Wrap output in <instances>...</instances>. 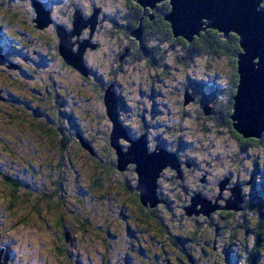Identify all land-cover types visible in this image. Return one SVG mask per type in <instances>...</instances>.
<instances>
[{
    "label": "rangeland",
    "instance_id": "1",
    "mask_svg": "<svg viewBox=\"0 0 264 264\" xmlns=\"http://www.w3.org/2000/svg\"><path fill=\"white\" fill-rule=\"evenodd\" d=\"M41 1L54 21L44 29L36 27L33 0H12V4L0 0V25L12 39L19 40L18 47L28 57H15L22 69L7 67L9 63L0 60V251L7 248L10 255L0 264H223L220 256L214 255L212 240L217 241V251H234L242 257L241 264H246L245 255L257 245L255 228L262 226L264 239V220L258 222L248 214V233L239 230L235 239L229 232L225 233L227 238L214 234L210 221L186 215V199L179 196L181 189L171 167L164 169L161 179L170 204L152 207L155 219L146 216L151 206L140 210L126 188L138 187L136 166L128 164L120 173L108 165L106 148L113 123L104 100L94 92L95 87L101 92L104 83L114 81L111 88L120 100L118 112L129 131L134 136L147 135L150 153L158 137V145L194 167L186 171L183 181L188 189L202 188L199 181L204 175V188L209 192L219 179L233 174L232 181L241 182L253 202L264 187L255 189L244 182L251 177L256 162L258 166L264 163V144L254 143L242 150L239 138L221 121L211 118L215 114L220 118L228 101L226 91L234 73L230 58L224 53L219 58L200 54L184 59L188 66L184 68L179 62V55H185L183 45L163 41L158 53L167 60L164 64L159 54L158 68L147 67L145 58L119 64L117 53L129 41L120 28L113 29L111 20L120 16L119 23L123 24L128 0ZM77 5L84 13H90L94 5L103 9L93 34L103 47L86 53L93 73L91 84L56 50L57 24L71 27ZM86 32L90 36V27L79 39L89 41ZM186 77L199 94L198 100L208 98L214 103L215 113L209 109V114L200 115L190 104L181 106L179 87ZM78 132L95 155L83 147L85 141ZM119 141L126 150L131 145L126 138ZM115 156L117 151L111 146V158ZM256 176L262 187L264 179L257 169ZM224 180L232 192L236 185L230 186L229 178ZM222 193L229 195L226 188ZM219 220L215 214L214 222L219 224ZM229 239L235 244L229 245ZM179 247L192 256L191 261ZM260 252L258 264H264V246Z\"/></svg>",
    "mask_w": 264,
    "mask_h": 264
},
{
    "label": "water",
    "instance_id": "2",
    "mask_svg": "<svg viewBox=\"0 0 264 264\" xmlns=\"http://www.w3.org/2000/svg\"><path fill=\"white\" fill-rule=\"evenodd\" d=\"M143 8L154 10L158 4L168 2L171 11L165 16L166 22L170 24L173 36L182 37L192 42L195 36L208 29L218 31L224 38L230 34L239 37L241 52L238 55L239 83L237 93L234 96L233 129L245 139H260L264 133V0H133ZM35 10V23L38 29H44L53 24L51 12L41 0H33ZM100 9H96L89 19H84L80 11L73 16V27L70 32L62 26L57 27L59 38L58 50L61 58L68 65L79 71L85 77L89 72L84 66L83 56L87 47L91 45V38L99 24ZM84 20V21H83ZM89 20V21H88ZM206 20V21H205ZM90 27L91 35L89 41H81L80 35L85 28ZM142 40L140 29L134 36ZM77 38V41L72 39ZM78 45L77 50L75 46ZM92 47V46H91ZM0 56H2L0 48ZM15 68L16 67H10ZM104 96L106 113L113 123L111 132V146L117 151L118 168L123 171L128 164L136 166L138 174L137 191L140 193L142 204L147 207H155L159 203L157 196L158 179L161 172L171 167L181 176V168L175 153L166 148H156L153 152L148 151L145 137L132 140L128 131L119 120L118 101L115 93L109 88ZM111 97V98H110ZM187 94L185 105L191 101ZM113 102V103H112ZM209 113V109H207ZM242 115L244 124L240 125L237 117ZM243 128V132H241ZM122 133L119 135V133ZM120 137L126 138L130 147L124 151L120 144ZM83 147L89 149L86 143ZM226 183L220 184L223 192ZM232 198L226 200L225 210L239 211L242 204V196L239 187L232 191ZM192 204L186 208L188 216L202 213L210 216L219 206L204 199L200 194L192 198ZM202 206L201 210L197 208ZM7 248L0 251V261L7 257ZM8 262V261H7ZM6 262V263H7Z\"/></svg>",
    "mask_w": 264,
    "mask_h": 264
},
{
    "label": "trees",
    "instance_id": "3",
    "mask_svg": "<svg viewBox=\"0 0 264 264\" xmlns=\"http://www.w3.org/2000/svg\"><path fill=\"white\" fill-rule=\"evenodd\" d=\"M7 1L9 2V4L12 2V0H7ZM0 6L2 7L1 3H0ZM32 8H33V5H32ZM75 8H77L76 11L81 12L84 19H89L94 14V11L96 10V9H94L90 13H84V10L80 9L82 7H79L77 5V6H75ZM76 11L74 10L73 13H75ZM100 11H101L100 13H102L101 8H100ZM125 11H127L128 14L124 15V17H123L124 22H122L123 24L119 23L120 18H121L120 16H119V18H118V16H115V18L112 17V20H111V22H112L111 24L113 26V29L114 28L115 29L120 28L119 31L122 32L124 34V36L126 37L127 41H129V44L125 45L124 47H120L119 52L117 53L116 61H118L119 64H123V63L126 64L127 62L134 63L135 61H138V60L145 58L148 62V64H146L147 67L149 65H151V66H155V68H158V66L156 64L158 63L157 58H158L159 54L162 56L161 60H163L164 64L167 60L163 53H160V52L158 53L159 48H161L160 46L162 45L163 41H166L168 44H170V42H172V43L183 45L185 55H182V54L179 55V59H180L179 62H180V65L184 66V68L188 67L187 64H185L183 62L184 59H186V58L188 60L189 58L198 57L197 55L200 56V54L203 55L205 53L213 54L214 57L219 58V55H222L223 53L226 54L230 58L231 64H232L233 69H234V73L232 74V77L230 80L231 87H229V91H226L227 96H228V98H227L228 101L220 113V115H221L220 118L217 117L216 114H215L216 116L211 115L212 117L211 116L210 117L216 119V121L217 120L221 121L226 127H228L232 131L233 134H235L239 138L238 140L240 142V148L242 150H246L248 147L252 146L251 144H254V143L255 144H264V133L260 139H256V138L245 139L244 137H243V139H241V135H239L233 129V121L231 119V116L233 115V104H234L233 98H234V95L236 94V87L239 83V75L237 72V68H238L237 62H238V55L241 52V48H240V44H239V37L237 35L230 34L228 38H224L223 35L221 33H219L218 31L208 29L205 32H201L200 36H195L193 38L192 42H189L182 37L175 38L173 36L170 24L168 22H166V20H165V16L171 11V8H170V5L168 2L161 3V4L157 5L154 10H152L149 8L145 9V8L141 7L139 4H137L133 0H128ZM35 15H36V13H34V16ZM51 18L53 19L52 13H51ZM57 25L64 27L63 25H60V24H57ZM72 27H73V17H72L71 27H69V28L64 27V28L67 29L68 32H70L72 30ZM5 29L6 28L4 26L0 25V47H2V52H3L2 56H6L8 63H9L8 64L9 66L11 65V66L17 67L18 69H22L21 65L17 64L15 62V57L18 59H21L20 56H25L24 53H22V51H21L22 48L18 47L19 40L17 41L15 38L12 39V35H10V36L7 35V32ZM97 29H98V27H97ZM139 29L141 31V38H142L141 41L138 40L136 37H134ZM87 37H88V39L90 38L89 35ZM94 38H95V35H93L91 38L94 45L92 47L86 48V51H90V53L97 52L100 49V46L103 47V43L101 44L98 41L96 42V40H94ZM7 39L10 41H8ZM77 40L78 39L75 38L74 42ZM11 41H12V43H11ZM27 44L28 43H25V47L26 48L30 47V45L28 46ZM56 45H57L56 50L59 53V50L57 48L59 44H56ZM77 47H78V45L75 46L74 50H77ZM181 52H183V51H181ZM59 55H60V53H59ZM85 57L86 58H84L83 62H84V66L88 70V68L90 69L91 67L89 66L88 56L85 55ZM25 58H26V60H28V57L25 56ZM22 60H24V59H22ZM163 63L160 62V59H159V64L163 66ZM88 72H89V70H88ZM92 75H93V73L89 72L88 76L85 77L86 82L90 83L89 82L90 78H93ZM187 75H189V70H187L186 76ZM188 82H189L188 77H186V81L183 83L182 86L179 87L180 92L183 93L182 98H181V105L184 107L186 106L185 105V99H186V95L188 94L192 99L188 104H190L191 106H194V108L196 109V111L200 115H201V113H203L205 115V112H207V109H212V112L214 110V113H215L217 111L216 110L217 108L214 105V103L211 102L210 100H206V99L198 100L197 96H199V94L196 92V90L193 87H191L188 84ZM112 83H114L113 80H110L109 82H107V84L104 83L103 89L101 92H98L96 90L97 87H95L94 92L98 96V98H101L104 100L105 93L109 88H111ZM189 83H191V81ZM112 91H114V90L112 89ZM115 96L117 98V101L119 102L118 104H120V100H118L119 97L117 96L116 93H115ZM200 97H203V96L200 95ZM118 108H119V106H118ZM145 111H146V109H145ZM36 113L41 114L39 111H36ZM59 113H60V111H59ZM207 114H209V113H207ZM119 120L122 123L121 117L119 118ZM48 122L51 123L52 122L51 119H48ZM63 124H64V122L62 123V125ZM51 125H53V124L51 123ZM123 126L127 131L129 130L128 125L123 124ZM61 128H62V126H61ZM61 128H60V123H59L58 129L61 130ZM77 135H80L83 138V134L81 132H78ZM84 141L86 143L85 139H84ZM108 142H109L108 148H106L108 160H109L108 165L112 166V168L114 170L116 169L115 170L116 172L122 173V171L119 170L118 165H117V163H118L117 156H115L114 159L111 158L110 137L108 138ZM170 147H173V146H170ZM124 151H126V149H124ZM91 154L95 155L94 150H92ZM258 164L259 163L256 162L255 170L252 171L251 177L244 182V185H246L247 187L250 185L252 187H254L255 189H257V187H258V189L264 187V181H263L262 187L259 186L260 182L257 180V176H256V169H257V171L258 170L260 171V176H262V178L264 179V171H263L264 170V163L261 164L260 166H258ZM180 167L183 171L184 167H182V165H180ZM174 172H173L174 173V175H173L174 179H176L178 182V185L183 188L182 189L183 191H181L182 195H179V196L186 199V202H185L186 208L192 204L191 203L192 198H194L196 195H199V194L204 199H206L207 201H210L213 204H215L217 202L216 204L219 206V208L216 209L215 212L211 213L210 216H206L202 213L194 214V216H196V217L197 216L204 217L205 219L208 220L207 222L210 221L209 222V224H210L209 228L214 230V234H216V235L222 234V235H224L223 238H227L225 233L229 232L230 237H232L231 239H235V232H237L239 230H243L244 231L243 233H245V234L248 233L249 230L245 227L247 225V223H246L247 219L246 218H247L248 214H250L249 216L253 217L258 222H261L264 220V194H262L264 191H261L262 189L259 192L260 195L257 192V195H256V197L254 196V199H252L253 200V202H252L250 199L247 198L248 194H246L243 191L242 183L238 182L236 180L232 181L234 176H233V174H231V175L229 174V176L226 175L225 177L222 175L223 178L218 180V182L216 183V186L211 188V190L209 189L211 191V193H210V191L208 192L206 188H204V187H207V185H206V183L204 184L203 181L202 182L199 181V183L203 185L202 188L198 187L195 190L191 191L190 189H188L185 186V182H183L185 180V178L182 179L181 176L178 174V172H176L175 170H174ZM162 174H163V172H161V175ZM183 176H184V173H183ZM166 178L167 177L165 175L164 180ZM227 178L230 179V184H231L230 186L234 187L236 185V187H239V189L241 191V196H242L243 202L241 204V208L239 211L223 209L226 206V200H228V197L232 193L229 190L228 185L225 187L226 190H228V192H229V195H227V197L224 196V193H222L220 190V184L223 183L225 181L224 179H227ZM160 179L161 178H159V180H158V185L159 186L161 185V186L157 190V196H158V199H162V201H163V202H160V204L165 205V203H164L165 199L164 198L167 197V195H166L165 191H163L164 187H163V184H161ZM11 181H13V180H11ZM137 184H138V181H137L136 185ZM204 185H206V186H204ZM215 187L217 188V191H216ZM126 188L128 189L127 191L131 195H133V198H134L135 202L137 203V205L139 206L140 210L144 211L145 206L141 202L140 193L137 191V189L131 185H128ZM205 189H206V194L204 192ZM173 191H174V189H173ZM187 199H188V201H187ZM250 201L252 203H250ZM186 208H185V213L187 215ZM215 214H219V219H220L219 224L217 223V221L214 222V215ZM146 216L149 218L155 219V218H153L154 217V209L152 207L150 208V210L146 211ZM242 220L244 223H242ZM261 229H262V226L260 227V229H258V227L255 228V232H256L255 236H256L257 245H256L255 249L252 251V253L248 252V254L245 255L246 264H258V257L260 256V253H261L260 251L262 250V247L264 246L263 245L264 239H263V236H262L261 231H260ZM231 239H229V242H230L229 245L235 244L233 242L234 240H231ZM216 242H217L216 240H212L211 248L214 251V255L220 256L223 264H229V263L241 264L242 257L240 255L239 256H238V254L234 255V251H230L229 249H227L225 253L222 251H217L219 247L216 246ZM226 243H227V241H226ZM179 249L182 251V253H186L185 254L186 257H188V259L191 261L192 256L190 254H188L184 248L179 247ZM220 252L222 255L220 254ZM228 261H229V263H228ZM128 264H130V262H128ZM213 264H215V263H213Z\"/></svg>",
    "mask_w": 264,
    "mask_h": 264
},
{
    "label": "flooded vegetation",
    "instance_id": "4",
    "mask_svg": "<svg viewBox=\"0 0 264 264\" xmlns=\"http://www.w3.org/2000/svg\"><path fill=\"white\" fill-rule=\"evenodd\" d=\"M43 4H44V3H43ZM78 6L81 7L80 5H78ZM46 8H47V7H46ZM96 8H98V6H95V5H94L93 8H92V10H94V9H96ZM99 8H101V7H99ZM47 9H48V8H47ZM76 10H77V8H75V11H76ZM92 10H91V11H92ZM102 12H103V9H102ZM101 14H102V13H101ZM86 36H88L87 32H86ZM73 41H74V40H73ZM81 41L83 42V38L80 39V42H81ZM90 41H91V45H90V47H91V46H93L94 44H93L92 40H90ZM87 52H88V51L85 50V52H84L85 54H84V56H83V60H84V58H86L85 55H86ZM3 55H4V54H3ZM0 60L3 61V63H5V64L8 63V60H7L6 56H0ZM7 66H8V67H14V66H11V65H10V66L7 65ZM16 68H17V67H16ZM88 70H89V68H88ZM89 72H90V70H89ZM154 95H155V93H154ZM154 95H153V96H154ZM206 100H209V99L207 98ZM118 103H119V102H118ZM118 105H119L118 110H120V104H118ZM153 106H154V105H153ZM181 106H182V105H181ZM182 107H184V106H182ZM185 107H186V106H185ZM156 111H158V104H157V103L155 104V111H154L155 115H157V113H158V112H156ZM145 112H146V111H145ZM142 115H143V114H142ZM119 116H120V113H119ZM120 117H121V116H120ZM120 117H119V118H120ZM151 118H154V114L151 116ZM147 126H148V124H146V127H147ZM141 129L143 130L142 127H141ZM136 132H137V131H136ZM137 133H138V132H137ZM137 133H135V134H137ZM145 133H146V132H145ZM128 135H129V137H130L132 140H137V139H139V136H142V137L144 136L145 139H146V141H147V139H148V138H147V135L144 134V132L141 133V134H137V135L134 136L133 133L130 132V131L128 130ZM138 135H139V136H138ZM154 140H155L154 142H155V144H156V145L154 146L155 149H156L158 146H162V147H164L162 144H159V145H158V140H159L158 137L155 138ZM125 148H126V147H123V149H125ZM164 148H165V147H164ZM166 149H167V148H166ZM148 150H151V151H152V149H150L149 146H148ZM167 150H168L169 152H171V153H174V152L170 151L169 149H167ZM175 154H176L177 157H178V160H179L180 165H182V167H184V168H183V171H182V169H181V178H182V179H184V178L187 179V178H186V176H187V175H186V171H187V170H192L194 167H193L190 163H184V161L181 160V158L178 156V154H177V153H175ZM183 165H184V166H183ZM185 165H186V166H185ZM180 168H181V167H180ZM162 172H163V174L160 175V176H162V177H159V178H161V179L163 178L164 170H163ZM171 172H172V171H171ZM182 172L184 173V176H183V173H182ZM172 173H173V172H172ZM173 175H174V173H173ZM173 175H172V176H173ZM171 178H172V177H171ZM161 179H160V180H161ZM201 179H202V180H201ZM201 179H200V180L203 181L204 184H205L207 180L205 179L204 175L202 176ZM158 180H159V179H158ZM176 181H177V180H176ZM161 184H162V180H161ZM160 186H161V185H160ZM160 186L158 185V189H159ZM177 186H178V185H177ZM179 187H180L181 191H183V190H182L183 188H182L181 186H179ZM164 190H165V189L163 188V191H164ZM165 193H166L167 197L164 198V199H165L164 201H165V203H166L165 205H167V203L170 204L169 201H170L171 198H170V195L168 194V193H169L168 190H167ZM180 195H182V194H180ZM160 202H163L162 199H159V203H160ZM162 205H163V204H162Z\"/></svg>",
    "mask_w": 264,
    "mask_h": 264
},
{
    "label": "snow or ice",
    "instance_id": "5",
    "mask_svg": "<svg viewBox=\"0 0 264 264\" xmlns=\"http://www.w3.org/2000/svg\"><path fill=\"white\" fill-rule=\"evenodd\" d=\"M237 119H238L240 125L244 124V119H243L242 115H238ZM241 132H243V128H241ZM241 139H243V136H241Z\"/></svg>",
    "mask_w": 264,
    "mask_h": 264
},
{
    "label": "bare ground",
    "instance_id": "6",
    "mask_svg": "<svg viewBox=\"0 0 264 264\" xmlns=\"http://www.w3.org/2000/svg\"><path fill=\"white\" fill-rule=\"evenodd\" d=\"M88 147L90 148L91 146L90 145H88ZM148 147V146H147ZM91 149H92V147H91ZM87 151H89V149H86ZM149 151V150H148ZM90 152V151H89ZM91 153V152H90ZM200 206V205H199ZM200 207H202V206H200ZM198 209V208H197ZM199 210V209H198ZM207 216V215H206Z\"/></svg>",
    "mask_w": 264,
    "mask_h": 264
}]
</instances>
